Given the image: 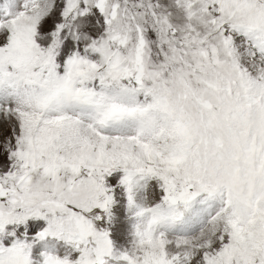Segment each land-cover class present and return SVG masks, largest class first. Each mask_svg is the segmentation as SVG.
<instances>
[{
  "label": "snow or ice",
  "instance_id": "6c2138e0",
  "mask_svg": "<svg viewBox=\"0 0 264 264\" xmlns=\"http://www.w3.org/2000/svg\"><path fill=\"white\" fill-rule=\"evenodd\" d=\"M0 264H264V0H0Z\"/></svg>",
  "mask_w": 264,
  "mask_h": 264
}]
</instances>
